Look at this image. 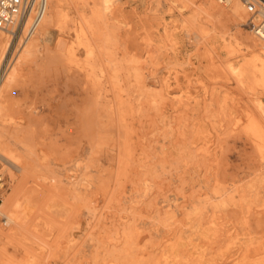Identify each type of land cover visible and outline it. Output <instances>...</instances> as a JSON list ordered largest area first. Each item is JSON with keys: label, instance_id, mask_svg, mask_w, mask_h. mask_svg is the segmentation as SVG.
Listing matches in <instances>:
<instances>
[{"label": "rangeland", "instance_id": "rangeland-1", "mask_svg": "<svg viewBox=\"0 0 264 264\" xmlns=\"http://www.w3.org/2000/svg\"><path fill=\"white\" fill-rule=\"evenodd\" d=\"M73 2L78 21L89 14ZM114 4L120 12L90 30V53L76 44L77 22L52 27L4 90L0 122L29 131L34 155L25 165L0 157L8 186L0 204L18 188L19 203L31 207L16 228L0 215V230L14 233L0 237V264H264V145L246 120L255 111L261 118L264 85L228 68L259 63V49L233 39L249 27L227 16L214 30L201 21L216 72L179 26L189 9L169 13L170 0ZM117 16L130 22L129 39ZM161 17L174 40L160 45ZM145 24L154 34L145 36ZM170 72L182 81L180 99L163 93Z\"/></svg>", "mask_w": 264, "mask_h": 264}, {"label": "bare ground", "instance_id": "bare-ground-1", "mask_svg": "<svg viewBox=\"0 0 264 264\" xmlns=\"http://www.w3.org/2000/svg\"><path fill=\"white\" fill-rule=\"evenodd\" d=\"M115 2H116V0H82V5H83V7L87 8L89 14L88 15H82L81 16L82 18L78 21L75 18L78 6L73 2V0H49L47 12H46L41 24L39 25L37 31L18 50L17 55L15 56L14 62L11 64V66L8 69V72L4 76V79H3L2 84L0 86V113L3 110L2 98H3L4 92H5L4 90H6V88L9 87L10 84L16 80V78L19 74L18 68H20V67H16L15 65L17 63H22V62H25V61H28V60L35 58V56L37 55L39 46L41 44H45L49 41L50 29L52 27L59 28L62 24H65V23L77 22V24H76L77 29L75 32V41L77 42L76 44L87 46L88 52L90 53L91 52V47H90V43H89L90 30L92 29L93 24L97 21H100L102 19L103 15L107 14V12H110L109 14L112 13V15H116V11L120 12V10H119L120 7L118 6L119 7L118 8V7L114 6ZM170 3H171V7L168 8L169 13H172V11L176 10L181 15H183L184 11H186L187 9L190 10L189 18H183V16H182L183 20L180 22L179 26L183 30L187 31L188 34H192V36L194 37V39L196 41V45H198L197 49L195 48V51L197 50L196 51L197 53L194 51L195 54L205 56L207 61H208V64L213 66V68L216 72H220L219 71L220 69H218L216 67V65L213 64V62H211L212 60H210V58H211L210 56L213 54V52L211 51L212 46L210 44L206 43V40L211 37V34H209L208 31H205L202 29L201 21L205 17L208 21L211 22V25H213V30H214L215 29L214 20L219 18V17H222V16H227L229 18V20L231 21V23L235 27L241 28L242 26L245 25V22H246L247 17H248L244 5L241 3L240 0H227L225 2H220L218 0L217 1L216 0H190V2H189L190 4H187L186 2H184L182 0H170ZM220 3H223V4H220ZM180 4H182V5H180ZM174 8H176V9H174ZM114 9H115V11H114ZM103 12H104V14H103ZM119 12H117V13H119ZM121 14H123V13L121 12ZM117 18H118V16H117ZM118 19L120 20L121 18L119 17ZM125 19H126V17L123 20L121 19L120 23H123L126 25V27H127L126 38H128L129 37L128 31L131 29V24H130V22L128 23L127 20H125ZM147 20L144 18V21H147ZM159 20H160V22H162V28H163V33H162L163 35L160 34L161 35L160 38L157 36L159 38V42H160V43L159 42L158 43L161 45L163 42L161 40H164L166 38H168V40H174V38H173L174 33H170L167 30L166 26H169V25H167V22L163 17L159 18ZM132 22H133V20H132ZM138 22H141V21H138ZM153 22L156 23L154 21V19H153ZM158 24H159V22H158ZM171 24H172V22H171ZM159 26L161 29L160 24H159ZM142 27L144 28L143 31H144L145 36L150 35V34H154V32H155L153 30V26H151V25L145 24L143 26L141 25V29H142ZM233 31H235V30H233ZM248 32L250 33V30H248ZM250 35H251V33H250ZM249 36H247V35L241 36V37L234 36L233 39L237 45H240V44L244 45L245 44L248 47L252 48L253 50L259 49L260 52L257 54V61L259 63L254 64L253 60H248L247 62H245L243 64V66L241 68L236 67V66H232V65H229L228 68H229V70H231V72L233 74H235L239 78V80L241 82H242L243 78L247 77V78H250L251 81H253V82H255V81L261 82L262 85H264V37H262V38L256 37V39H258V41H259L256 44L254 38L249 37ZM126 38H125V40H126ZM175 38H176V35H175ZM146 40L149 43H150V41H153L152 38H148V37H146ZM204 42L206 44L203 45L202 43H204ZM134 43H133V45H134ZM10 45H11L10 35L8 33L0 30V67H1V65L5 59L6 53L9 52L8 50L10 48ZM61 45H60V47H61ZM134 46L133 47L131 46V49H130L131 53L133 51H135V49L137 47L139 48L138 43H135ZM172 48H173V46H172ZM72 49H73V47L72 48L68 47V49H67V51L70 55L73 54ZM138 50H140V48L136 50L137 53H138ZM169 51H170V49H169ZM211 52H212V54H211ZM137 53H135V54L137 55ZM140 53L138 55H140ZM222 70H224V69H222ZM177 73L173 77L171 75L172 74L171 72L169 73L168 76H165L163 78V81H162L163 82L162 86L164 88L163 93L166 96H168L170 98L179 97V99H180L184 95V93H183L184 88L181 87V85H180V84H182V81L179 78V75ZM181 75H183V74H181ZM202 83H203V81H202ZM185 92H186V90H185ZM186 93H188V92H186ZM188 94H190V93H188ZM190 97H192V96L190 95ZM257 101L259 103L257 102L255 104L258 105V106L257 105L256 106L261 111V118L258 119L259 118L258 115H257L258 118H256L257 113L255 111V112H248L246 120L248 122V124H247L248 125V131L251 133L250 134L248 132V134H250V136L252 135L253 140L255 139L256 142L258 143V145L261 146V144L264 145V102H261V100H259V98ZM245 130H246V128H245ZM30 138H31L30 132L23 129L21 126H19V125H14V126L5 125L4 126L2 124V122H0V157H4V158L10 160L9 161L10 163H16L19 161L22 163L21 165H25L28 162V160L31 159L32 156L34 155V147H33V144H32V141ZM20 178L22 179L21 176H20ZM21 179H19V183H20ZM16 184L18 187V182ZM18 191H19L18 188H16L13 191V193H11L5 199V202L3 204H0V215L4 218V220H5L4 223L6 225H13L14 228H16L17 225L21 224L27 218V215L29 212L28 208L29 209L31 208L29 206L27 208V205H26L27 203L25 204L26 206H22L21 203H19V199L17 198V196H18V193H20V192H18ZM7 227L9 228V226H7ZM13 234L14 233L11 232V230H9V232H5L3 230H0V237L3 240H7V239L11 238V235H13ZM258 245L260 246V244H258ZM262 245H264V244H262ZM259 246H258V248H261ZM250 249H253V248H250ZM262 249H264V248H262ZM260 251H262V250L260 249ZM3 252H5V251L3 250ZM3 252L1 251L2 255L4 254ZM249 253H250V250H249ZM262 253H264V252H262ZM248 254H247V257H248ZM254 255H256V254H254ZM5 259L8 260V257H6ZM109 263H111V262H109Z\"/></svg>", "mask_w": 264, "mask_h": 264}, {"label": "built area", "instance_id": "built-area-1", "mask_svg": "<svg viewBox=\"0 0 264 264\" xmlns=\"http://www.w3.org/2000/svg\"><path fill=\"white\" fill-rule=\"evenodd\" d=\"M49 0H0V30L11 37L12 55L37 31ZM225 2L227 0H218ZM248 15L246 25L258 38L264 37V0H240ZM8 66V65H7ZM3 65V74L7 68ZM7 183L0 177V202Z\"/></svg>", "mask_w": 264, "mask_h": 264}]
</instances>
